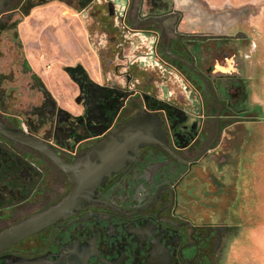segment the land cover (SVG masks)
<instances>
[{
  "label": "flooded vegetation",
  "instance_id": "1",
  "mask_svg": "<svg viewBox=\"0 0 264 264\" xmlns=\"http://www.w3.org/2000/svg\"><path fill=\"white\" fill-rule=\"evenodd\" d=\"M53 3L83 17V49L70 35L44 48L39 13ZM209 14L193 0H13L0 12V233L60 209L0 257L225 264L241 230L229 127L247 112L252 55L248 34ZM142 115L159 118L158 139L107 172L95 149Z\"/></svg>",
  "mask_w": 264,
  "mask_h": 264
},
{
  "label": "rangeland",
  "instance_id": "2",
  "mask_svg": "<svg viewBox=\"0 0 264 264\" xmlns=\"http://www.w3.org/2000/svg\"><path fill=\"white\" fill-rule=\"evenodd\" d=\"M205 1L214 9L240 8L236 10L238 20L236 31L240 30L250 36L251 62L253 61L256 67L250 83L247 112H239V116L231 120L233 124L229 127V134L232 136L229 150L230 160L234 162L232 170L238 173L236 182L238 200L235 206V215L236 221L241 223V230L232 242L229 251L226 252L224 262L225 264H249L252 258L249 247L256 245L251 231L261 225L264 228V166L263 164V167L260 166L261 159L264 160V138L258 137L260 134L264 135V0ZM40 15L43 16V28H46L44 29V39L52 42L48 45L45 42V49H56L54 42H63L66 47H69L71 44L69 35L74 39L76 48L83 49L84 19L76 10L53 3L44 6ZM236 51L232 50L231 54H233L236 67L239 69L238 72L232 71V74H240L243 77L244 61ZM260 69L263 70L260 71ZM224 84L229 86L228 89L231 91L237 89L232 81L224 82ZM226 130L228 133V129ZM250 131L256 133L252 139L251 136H248ZM249 155L252 156V160ZM259 173L262 175L260 176ZM247 208L248 213H246Z\"/></svg>",
  "mask_w": 264,
  "mask_h": 264
},
{
  "label": "water",
  "instance_id": "3",
  "mask_svg": "<svg viewBox=\"0 0 264 264\" xmlns=\"http://www.w3.org/2000/svg\"><path fill=\"white\" fill-rule=\"evenodd\" d=\"M13 0H0V12L4 10ZM206 80L207 77L203 76ZM213 93L216 94L215 89L212 87ZM218 98V97H217ZM221 112V106H219ZM160 120L156 115H142L135 120L116 129L112 136L95 149L94 153L107 154V172H110L115 164H118L117 158L127 152L128 148L137 146L143 140L155 141L159 137ZM74 196L67 199L62 206L71 203ZM59 208L51 209L50 211L33 216L21 223H18L5 231L0 233V253L8 250L11 246L19 243L25 238L37 233L47 224L54 221L56 213ZM0 264H45L43 258H25L14 255H5L0 257Z\"/></svg>",
  "mask_w": 264,
  "mask_h": 264
},
{
  "label": "crops",
  "instance_id": "4",
  "mask_svg": "<svg viewBox=\"0 0 264 264\" xmlns=\"http://www.w3.org/2000/svg\"><path fill=\"white\" fill-rule=\"evenodd\" d=\"M198 2V4L202 7V9H204L205 11H209L212 12V14H209L210 17H214L216 20H223L224 21V25H223V31H228L230 29H232L233 27L235 28L238 20L236 17V10L239 9H235L233 7H229V8H225V9H214L212 6H209V3L206 2L205 0H193ZM212 7V8H211ZM247 8V7H245ZM209 17V18H210ZM211 25V24H209ZM214 25V24H212ZM215 26V25H214ZM255 65L253 64V61L251 62L250 66H249V79H248V84H247V90H248V94L250 95V83L251 80L254 77L255 74ZM263 69H260V71H262ZM254 134H256L255 132L252 133L251 131L248 133V136H251V139L254 138ZM258 137H260L261 139L264 138V135H258ZM251 153V152H250ZM249 158L252 160V156L249 155ZM262 158V155H261ZM264 158V155H263ZM264 166V160L261 159L260 162V166ZM252 169V168H251ZM259 175L261 176L262 174L259 173ZM251 211V210H250ZM263 225H261L260 227L254 229L251 231L256 245L255 246H250L249 247V251H250V255H251V259L249 261V264H264V228L262 227ZM257 260H259V262H257Z\"/></svg>",
  "mask_w": 264,
  "mask_h": 264
}]
</instances>
